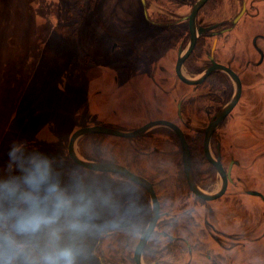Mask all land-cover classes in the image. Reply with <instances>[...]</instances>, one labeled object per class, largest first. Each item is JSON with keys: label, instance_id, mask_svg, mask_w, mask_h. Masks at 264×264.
<instances>
[{"label": "rangeland", "instance_id": "obj_1", "mask_svg": "<svg viewBox=\"0 0 264 264\" xmlns=\"http://www.w3.org/2000/svg\"><path fill=\"white\" fill-rule=\"evenodd\" d=\"M235 2L239 3L238 0H222L219 9L235 5ZM94 5L96 15L93 16ZM248 5L250 16L260 15L254 20L245 18L229 41L244 40L248 30L264 29V0H248ZM139 6V0H0V160L6 158L9 144L16 139L28 140L32 146L44 151H54L59 145L66 148L69 155L70 137L80 127L103 120L109 123L121 120L138 123V114L129 109L136 105V95H131L129 88H116L113 73L106 71L113 61L105 57L107 52H103L102 33L88 23L97 18L100 25L116 18L125 22L128 20L126 10L132 16L128 21H134V12ZM247 42L249 45L250 40ZM221 47L222 53L227 51L226 47ZM124 52L128 54V49ZM90 53L98 54V58L93 59ZM174 60L175 51L169 50L168 45L167 58L158 64L165 65L170 75ZM193 63L199 64L196 60ZM159 66H155L154 71L157 78ZM262 74L255 78L245 74L243 97L234 110L237 114L233 119L235 125L231 123L227 127L225 141L237 145L236 154L248 170H240L237 174L241 178L240 183L231 186L222 198L210 203L214 213L208 220L216 229V234L211 235L217 240L204 228L207 208L193 197L188 200L189 210L194 214L193 223L187 224L194 232L189 241L197 248L191 257V264H212L206 255L220 264H264V201L246 193L258 190L264 196V71ZM166 80L162 85L175 89L167 100L172 110L178 102L176 98L185 96L184 93H188L189 99L207 92L201 90L195 93L175 75ZM145 86L148 88L139 92L150 97L154 85L148 86L145 82ZM111 89L110 94L105 92ZM178 91L179 94H176ZM139 108L142 110V107ZM189 115L195 126L207 120L204 112ZM120 141L95 135L82 137L76 149L87 159L95 151L99 152L100 158L104 155L114 158L118 157V152L115 148L111 150L108 143L113 145ZM84 169L101 183L118 190L120 197L124 187L118 183V178L107 172ZM215 180L209 191L214 192L220 187L219 179ZM234 197L236 201L231 218L228 204ZM132 202L130 213L134 211L139 215L136 220H129L128 227L139 226L145 219V199L139 196L138 204ZM246 222L248 227L251 225L249 229L244 228ZM105 242L102 241L101 253L107 254ZM199 249L205 253H198ZM187 259L188 256H185L184 261ZM93 264H98L95 256Z\"/></svg>", "mask_w": 264, "mask_h": 264}, {"label": "flooded vegetation", "instance_id": "obj_2", "mask_svg": "<svg viewBox=\"0 0 264 264\" xmlns=\"http://www.w3.org/2000/svg\"><path fill=\"white\" fill-rule=\"evenodd\" d=\"M139 1L140 6L134 12V21H128L132 16L126 10L125 16L128 20L125 22L116 18L115 21H112L113 23L103 22L100 25L97 18L88 23L92 28L95 25L101 31L105 46L103 52H107L108 54H105V57L112 58L113 61V65L108 66V70L102 65L101 67L113 73L112 77L116 88H129L132 91L131 95H136L134 96L135 102L137 101L136 105L130 106L129 109L132 110V113L138 114L137 117L139 118L138 123H131V120L109 123L103 120L96 124H104L107 127L124 131L138 129L156 120H165L175 124L183 132L189 146L191 154L190 168L195 182L201 188L213 193V191L208 190L209 186L216 183L215 179L218 178L221 187L222 179L215 164L205 154V138L207 133L210 132L208 134L210 137L208 145L211 156L215 161H220L226 173H230L227 189L220 197L222 198L231 186H237L240 183L241 178L237 175L238 172L248 170V166L245 167L236 154L237 145L234 142L228 144L225 141L227 127L231 123L234 124L233 119L237 115L234 110L243 97L245 88L243 78L245 74L253 76L252 78L259 77L263 75L262 72L264 71V29L262 31L248 30L245 39L242 41L236 39L229 41V38L232 34H236V28L245 18L250 17L249 19L254 20L260 14L250 16L248 0H238L239 3L225 5L221 9H219V3L222 0H205L196 12L193 23L194 30L191 32L190 18L195 5L200 0ZM93 7L92 15L94 16L96 15V12H94L96 5ZM193 34L196 36L193 49L181 65V72L185 77L198 79L208 69L216 65H223L234 71L241 80L242 89L238 102L220 120H218V114L222 108L233 100L237 92V86L227 72L219 69L212 70L201 82L195 84H188L180 78L177 63L180 58H184L187 54ZM247 40H250L249 45ZM168 45L169 50L173 49L175 51L174 67L170 75L167 74L168 70L165 65L159 66L160 61L164 60L165 57L167 58ZM221 46L226 47L228 52L222 53L223 48ZM125 49H128V54L124 52ZM91 56L93 59L98 58V54H91ZM195 60L199 64H194ZM157 65L159 66L158 78L154 74ZM172 75H175L177 80L187 85L195 93L201 90H207V92H202L201 95L189 99H187L188 93L181 92L180 94L184 93L185 96L176 98L178 102L175 109L172 110L171 105L167 104V100L169 99L168 96L174 94L175 89L162 85ZM145 82L148 86L149 84L154 85L150 97L139 92L141 89L148 88L145 86ZM102 87H105L104 83ZM110 91L113 90L105 92L110 94ZM176 94H179V91ZM139 107H142V110ZM196 112H204L207 119L202 120L203 124L200 126L193 125V118L189 115ZM122 121L124 122L122 123ZM88 135L113 136L101 133ZM118 138L123 141V146L133 150L132 156H127L124 153L114 158L104 155L101 157L102 159H93L121 164L130 172L146 178L153 185L157 195L159 216L154 230L137 259V245L153 215L150 194L147 189L132 181L126 175L107 172L113 178H118V183L124 187L119 197L122 205L130 208L133 204L132 201H136L138 204L139 196L145 199V219L139 226L135 224L129 227L125 226L123 229H114L105 234L106 236H101L96 242L95 259L97 263L191 264V257L195 254L197 248L192 246L189 241V237H193L194 232L189 229L187 224L193 223L191 221H194V214L189 210L188 200L193 197L196 202L203 203V206L207 208V220L205 218L203 220L204 228L212 236L211 234H216V229L208 220V217L214 213L210 203L220 198L207 201L199 198L191 191L183 162L181 140L171 128L155 126L142 136ZM197 154L201 155L202 158H199V162L195 160L198 157ZM143 157L145 159H142ZM207 171H209L208 174ZM249 191L258 190H248L246 193L249 194ZM261 198L264 201L263 197ZM235 201L236 198L234 197L228 204L231 207L229 212L231 218ZM135 213L134 211L130 213L129 220H136L139 213ZM248 224L244 225V228L249 229L251 225L248 227ZM212 238L214 237L212 236ZM105 240L107 254L101 253V244ZM198 253L203 254L205 252L199 249ZM185 256H188L186 261H184ZM206 256L212 264H220L215 259H211L210 255Z\"/></svg>", "mask_w": 264, "mask_h": 264}, {"label": "clouds", "instance_id": "obj_3", "mask_svg": "<svg viewBox=\"0 0 264 264\" xmlns=\"http://www.w3.org/2000/svg\"><path fill=\"white\" fill-rule=\"evenodd\" d=\"M117 193L66 148L13 140L0 160V264H93L97 240L129 223Z\"/></svg>", "mask_w": 264, "mask_h": 264}, {"label": "water", "instance_id": "obj_4", "mask_svg": "<svg viewBox=\"0 0 264 264\" xmlns=\"http://www.w3.org/2000/svg\"><path fill=\"white\" fill-rule=\"evenodd\" d=\"M204 2H205V0H200L195 5V8H194L193 13H192L191 18H190L191 29H192L191 32H193V30H194L193 23H194L196 12ZM235 21H237V20H235ZM195 41H196V36L193 34V37L191 39V45L189 47L187 54L185 55L184 58L183 57L180 58L178 63H177V71H178L180 78L188 84H195V83L201 82L205 78V76L208 75L209 72H211L212 70L219 69V70H223V71L227 72L232 77V79L235 81L236 86H237V92H236V95L234 96L233 100L227 106L222 108L221 111L219 112L218 120H220V119L224 118L229 113V111L238 102L239 97L241 95V89H242L241 80H240L239 76L234 71H232L231 69H229L223 65H216L215 66L216 68L212 67V68L208 69L203 74V76H201L198 79H191V78L185 77V75H183L181 72V65L183 64V61L185 60V58L190 54L191 50L193 49ZM155 126H167V127L171 128L172 130H174L177 133V135L179 136V139L181 140V144H182L183 162H184V166H185V172H186L188 184H189L191 191L196 196H198L199 198H201L203 200H207V201H211V200H215V199L220 198L225 193V191L227 189L228 176L230 173H226L222 164L220 163V161L219 160L215 161L211 156L209 145H208L209 144L208 143L209 138H210L208 134H210V132L207 133L206 138H205V154L207 155V158L212 163L215 164V166L217 167V170L221 176V179H222L220 189L216 192H213V193L208 192L207 190L201 188L195 182L193 175L191 173V168H190L191 167V154H190L189 146L187 144L185 136L179 127H177L175 124H173L169 121H165V120L151 121V122L139 127L138 129H135L132 131H124V130L114 129V128L107 127L104 124H95V125L84 126V127L78 128L77 130H75L73 132V134L70 137L69 144H68L69 156L74 158L80 165L83 166V168L91 169L94 171H100V172H113V173L124 174L128 178H130L132 181L143 186L149 192L150 197H151L153 215L151 217V220H150L145 232L143 233V235L139 241V244L137 245V248H136L137 259L141 255V252L143 250V247H144L146 241L148 240L150 234L154 230L156 223H157V220H158V216H159V214H158L159 201H158L157 195L154 191L153 185L146 178L130 172L125 166H123L121 164L114 163V162L102 161V160L87 159V158L81 156L77 152L76 144L81 137L88 135V134L101 133V134H108V135H113V136H118V137H136V136L144 135L147 131H149L151 128H153ZM211 127H210V129H211ZM249 194L259 195V196L263 197V199H264L263 194L258 192V191H249Z\"/></svg>", "mask_w": 264, "mask_h": 264}, {"label": "trees", "instance_id": "obj_5", "mask_svg": "<svg viewBox=\"0 0 264 264\" xmlns=\"http://www.w3.org/2000/svg\"><path fill=\"white\" fill-rule=\"evenodd\" d=\"M94 135H87V136H85V137H93ZM95 136H98L99 138L100 137H108V136H104V135H95ZM110 137H112V138H114V139H120V138H118V137H115V136H110ZM121 140V139H120ZM97 145L99 146V141L97 142ZM108 146L110 147L111 146V150H112V148L116 151V152H118V157L120 156V155H123L124 153L127 155V156H132V154H133V150H131L130 148H127V147H125V146H123V141L121 140L120 142H114V144L112 145V144H110V143H108ZM197 158L195 159L196 160V162L198 161L199 162V158L200 159H202L201 158V155H199V154H197ZM90 157V156H89ZM88 157V158H89ZM93 158H95V159H100V155H99V152L98 151H95V153H94V155L93 156H91L90 157V159H93ZM102 159V158H101ZM142 159H145V157H143ZM148 162V161H147ZM147 162H145L146 164H147ZM209 173V171H207V174Z\"/></svg>", "mask_w": 264, "mask_h": 264}]
</instances>
